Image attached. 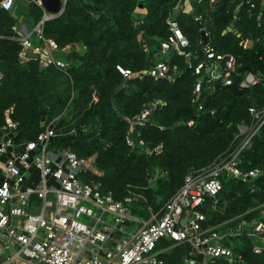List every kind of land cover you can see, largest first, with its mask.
<instances>
[{
	"label": "trees",
	"instance_id": "trees-1",
	"mask_svg": "<svg viewBox=\"0 0 264 264\" xmlns=\"http://www.w3.org/2000/svg\"><path fill=\"white\" fill-rule=\"evenodd\" d=\"M182 1L68 0L64 13L45 25L47 38L62 49L73 48L66 56L67 73L42 68L34 61L23 62L18 43L0 39V130L11 107L21 141L34 140L54 123L59 137L51 148L69 149L92 160L94 167L84 172L83 180L101 183L103 191L117 199L124 198L129 189L142 193L145 200L135 204L137 215H148L149 207L158 211L182 187L189 172L207 167L229 149L238 126L250 121L251 106H264V83L241 89L237 79L231 86L220 81L205 83L200 101L194 103L198 76L182 57L171 58L180 68L173 81L126 80L117 71L119 64L134 72L151 66L161 41L170 34L167 19ZM263 1L255 0L258 6L249 12L240 0H218L213 11L209 0H204L194 3L189 13L179 12L177 20L191 50L198 49L206 28L219 52L238 56L242 72L264 74ZM15 5L10 12L0 11V36H10L18 23ZM197 15L202 21H196ZM28 18L34 26L42 18L41 10L32 5ZM251 40L256 43L248 49L244 44ZM94 91L99 96L97 103H92ZM157 101L165 105L158 106L150 122L137 130L150 147L163 145V150L147 155L131 149L126 135L132 118ZM241 168H261L263 174L255 181L224 175L216 208L210 206L212 199L201 208L207 225L238 216L254 225L262 219L264 126L242 154ZM230 242L237 255L242 254L241 264H264V244L259 240L244 234ZM255 245L262 247L261 254L254 252ZM190 252L189 246H176L161 257L168 264H184Z\"/></svg>",
	"mask_w": 264,
	"mask_h": 264
},
{
	"label": "built area",
	"instance_id": "built-area-1",
	"mask_svg": "<svg viewBox=\"0 0 264 264\" xmlns=\"http://www.w3.org/2000/svg\"><path fill=\"white\" fill-rule=\"evenodd\" d=\"M61 2V10L50 13L42 0H30L42 12L40 21L34 26L26 23L28 27L16 23L11 35L0 39L17 42L23 62L34 61L42 68L54 67L67 73L69 62L57 58L63 49L45 35L46 23L65 11L68 0ZM185 2L193 6L204 0ZM217 2L209 0L212 11ZM240 2L249 12L258 6L255 0ZM15 3L16 0H0V11L10 12ZM181 11L185 9L179 4L167 19L170 34L161 41L156 60L149 68L134 72L120 64L116 66L126 80L149 77L155 81H173L180 68L171 58L182 57L198 76L193 90L194 103L200 101L205 83L220 81L224 86H231L237 79L241 89L264 83L263 73L242 72L238 56L219 52L206 28L202 29L204 35L198 49L191 50L190 41L177 20ZM195 19L202 21V16L197 15ZM231 26L230 30L234 29V24ZM255 43L251 40L244 45L249 49ZM98 101L94 91L92 103ZM164 105L163 101H157L132 118L126 135L131 149L147 155L161 153L163 145L150 147L140 138L137 129L145 127L153 111ZM199 109L202 110L201 105ZM13 110L11 107L8 111L0 130V243L12 250L13 260L24 258L31 264H168L162 254L176 246H189L191 252L184 256V264H241L242 254L237 255L227 244L232 243L231 238L246 234L264 244V212L255 225L240 216L218 225H207V215L201 210L209 199L213 200L210 206L216 208L217 197L224 189V175L255 181L263 174L261 168L244 171L241 165L242 154L251 148L254 136L264 126V106H251L250 121L238 126V134L229 149L207 167L189 172L173 197L158 211L147 208L146 216L134 213L135 204L145 200L142 193L129 189L124 198L117 199L112 193L104 192L101 183L83 180L84 172L94 167L90 158H81L69 149L51 148L59 137L54 123L34 140L21 141L18 124L11 117ZM262 251L260 245H255L256 254Z\"/></svg>",
	"mask_w": 264,
	"mask_h": 264
},
{
	"label": "rangeland",
	"instance_id": "rangeland-1",
	"mask_svg": "<svg viewBox=\"0 0 264 264\" xmlns=\"http://www.w3.org/2000/svg\"><path fill=\"white\" fill-rule=\"evenodd\" d=\"M16 8L14 11V16L17 20V22L20 25H26L28 27V25L26 23H29V18H28V14L31 8V3L30 0H16ZM72 47H68L63 49L62 51H60V53L57 55V58H61V59H66V56L69 52L72 51ZM84 220L87 221L86 218H84ZM137 230V228H136ZM135 230V231H136ZM2 249V253H0V261H6L7 264H31L28 261H26L24 258H22L21 260H13L12 256H13V252L11 249H5L4 248V243H0V251ZM15 251L17 252L18 249L15 248Z\"/></svg>",
	"mask_w": 264,
	"mask_h": 264
},
{
	"label": "water",
	"instance_id": "water-1",
	"mask_svg": "<svg viewBox=\"0 0 264 264\" xmlns=\"http://www.w3.org/2000/svg\"><path fill=\"white\" fill-rule=\"evenodd\" d=\"M42 2L45 8L47 9V11L50 13H57L62 8L61 0H42ZM182 3H184V0L182 1ZM202 35L204 34L202 33Z\"/></svg>",
	"mask_w": 264,
	"mask_h": 264
},
{
	"label": "crops",
	"instance_id": "crops-1",
	"mask_svg": "<svg viewBox=\"0 0 264 264\" xmlns=\"http://www.w3.org/2000/svg\"><path fill=\"white\" fill-rule=\"evenodd\" d=\"M182 5H183V8L185 9V12H187V13H189V12H191L192 10H193V6H192V4H189L188 2H185V3H182ZM139 12L140 13H142V12H144L143 10H139ZM193 256L195 257H197V254H193ZM0 263H1V261H0ZM3 263L4 264H7V262L6 261H3Z\"/></svg>",
	"mask_w": 264,
	"mask_h": 264
}]
</instances>
